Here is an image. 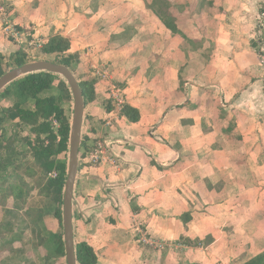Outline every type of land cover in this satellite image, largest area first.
<instances>
[{
    "label": "crops",
    "instance_id": "crops-1",
    "mask_svg": "<svg viewBox=\"0 0 264 264\" xmlns=\"http://www.w3.org/2000/svg\"><path fill=\"white\" fill-rule=\"evenodd\" d=\"M0 3L21 34L15 40L0 21L6 62L20 51L28 63L51 61L32 44L61 36L79 56L74 75L93 85L81 156L110 141L117 165L79 159L73 226L76 243L92 247L97 264H247L264 253V0ZM100 69L108 70L106 80L95 76ZM110 84L123 89L138 122L119 117L106 125ZM10 108L0 102V264H67L49 258L28 218L44 210L42 227L59 229L39 193L30 147L9 133L27 140ZM139 224L171 247L143 243Z\"/></svg>",
    "mask_w": 264,
    "mask_h": 264
},
{
    "label": "trees",
    "instance_id": "trees-1",
    "mask_svg": "<svg viewBox=\"0 0 264 264\" xmlns=\"http://www.w3.org/2000/svg\"><path fill=\"white\" fill-rule=\"evenodd\" d=\"M262 13L264 16V8ZM166 25L173 32L178 31L176 27L167 21ZM262 34L263 41L264 33ZM43 51L55 58L53 63L63 65L75 73L79 56L69 53L70 41L68 39L55 36L44 46ZM27 63V55L22 51L13 56L9 62H6L5 58L0 56V78L7 72ZM59 79L60 76L49 72H40L22 77L0 92V102L10 103L12 108L9 112L11 111L12 116L16 117L22 126L28 130L26 145L30 147L35 163L41 173L38 183L40 195L46 198L55 195L57 202L63 206V192L67 179L68 164V160L63 157H66L69 152L71 119L67 116L63 107L64 95L57 92L62 84H65L66 87L67 84L63 81L60 82V85H57ZM79 83L85 103L88 105L95 100L93 85L85 80L79 81ZM108 108V110H111L110 105H108ZM122 117L136 123L140 120V113L130 106H125ZM53 120L57 121L59 127H54ZM52 172L58 174L55 179L48 178ZM16 192L20 197H23V195L28 196V192L20 187L16 189ZM52 214L59 222V229L56 233L48 232L42 227V220L48 215L46 211L32 210L28 213V218L36 228L38 242L43 246L50 247L49 258L65 257L63 214L60 209H54ZM188 218V216L184 217V221ZM43 234H49V239H43ZM76 245L78 264H97V256L92 247L84 242L76 243ZM247 264H264V253Z\"/></svg>",
    "mask_w": 264,
    "mask_h": 264
},
{
    "label": "water",
    "instance_id": "water-1",
    "mask_svg": "<svg viewBox=\"0 0 264 264\" xmlns=\"http://www.w3.org/2000/svg\"><path fill=\"white\" fill-rule=\"evenodd\" d=\"M49 72L63 77L72 93L74 106L73 117L71 120V131L69 137V152L67 164V179L63 193V229L65 243V258L67 264H78L76 257V241L73 226V200L77 176L80 167V149L83 138V124L85 118V99L80 87V83L74 73L67 67L50 61H39L27 63L21 67L7 72L0 78V92L7 88L11 83L22 77Z\"/></svg>",
    "mask_w": 264,
    "mask_h": 264
},
{
    "label": "built area",
    "instance_id": "built-area-1",
    "mask_svg": "<svg viewBox=\"0 0 264 264\" xmlns=\"http://www.w3.org/2000/svg\"><path fill=\"white\" fill-rule=\"evenodd\" d=\"M264 16H262V22L260 24V31L264 33ZM0 21L3 25L6 26L7 33L17 41H20L21 34L20 32L11 25L10 15L7 7L0 3ZM34 49H43L44 44L41 40H37L33 44ZM262 60L264 62V50L262 53ZM95 76L97 78H101L106 80L109 77V72L107 69H100L95 72ZM108 103L112 107V117L107 120V126L111 127L119 117H122V112L125 107V97L123 89L116 84H110L107 90ZM53 125L55 128L59 127L56 120H53ZM112 145L113 143L110 141L100 140L95 143L94 147L86 154V156H80V161L88 166V167H96L102 164L108 163L116 166L117 161L115 156L112 154ZM82 157V159H81ZM58 176L56 172H52L49 174V179H55ZM141 224L137 225V232L143 237L141 240L143 243H146L156 249L163 250L165 247H171L167 244H163L156 240L149 238L144 232Z\"/></svg>",
    "mask_w": 264,
    "mask_h": 264
},
{
    "label": "rangeland",
    "instance_id": "rangeland-1",
    "mask_svg": "<svg viewBox=\"0 0 264 264\" xmlns=\"http://www.w3.org/2000/svg\"><path fill=\"white\" fill-rule=\"evenodd\" d=\"M263 35V34H262ZM262 35H261V37H262ZM263 41H264V39H263ZM264 50V42H262V47H261V50ZM55 61V58H51V61L50 62H54ZM263 66H264V64H263ZM264 68V67H263ZM63 81H65V79L63 78V77H60V79L57 81V85H60V82H63ZM65 83H66V81H65ZM67 84V83H66ZM57 92H61L63 95H64V105H63V107H64V109H65V111H66V114H67V116L72 120V117H73V106H74V100H73V96H72V93H71V91H70V89H69V86L67 85V87H66V85L65 84H62L59 88H58V91ZM0 129H1V127H0ZM1 132V131H0ZM9 133H11L12 134V136L13 137H15V139H16V143L15 144H17V142H18V139H19V141L20 142H18L19 143V146L21 145H24L25 146V144H26V142H24L22 139H20L19 138V133L17 132V130L15 131V132H9ZM9 133H8V136H9ZM21 135V134H20ZM9 144H12V141H11V143H9ZM23 148V147H22ZM63 158H66L67 160L69 159V157H68V154H67V156L66 157H63ZM43 201H45V202H43V204L45 205L46 203V206H48L49 208H51V210H54V209H60L61 210V212H62V214H63V206H62V204H60L59 202H56L55 201V195H54V197H50L49 199L48 198H46V197H44V200ZM54 212V211H53ZM143 230V232L145 233V231H144V229H142ZM146 234V233H145ZM140 235V234H139ZM143 237L140 235V240L142 239ZM142 241V240H141ZM46 248H47V250H48V252H50V247L49 246H46Z\"/></svg>",
    "mask_w": 264,
    "mask_h": 264
}]
</instances>
